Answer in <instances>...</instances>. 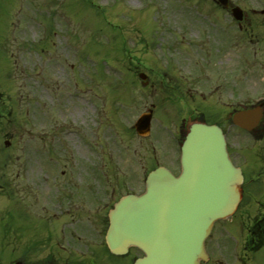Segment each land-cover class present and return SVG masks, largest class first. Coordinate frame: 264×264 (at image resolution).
Returning <instances> with one entry per match:
<instances>
[{"label": "rangeland", "instance_id": "rangeland-1", "mask_svg": "<svg viewBox=\"0 0 264 264\" xmlns=\"http://www.w3.org/2000/svg\"><path fill=\"white\" fill-rule=\"evenodd\" d=\"M231 1L256 21L254 35L240 32V52L230 30L235 18L215 0H0V106L9 118L0 117L9 212L5 220L26 229L20 234L5 231V243L27 238L33 217L37 224L54 217L42 208L50 205L45 197L58 192L56 183H96L98 195L113 198L144 191L146 174L157 164L180 172L176 149L163 152L170 146L173 126L161 110L155 113L149 136H140L134 128L147 105L139 89L131 87L137 78L130 68L151 56L136 41L144 36L195 41L191 67L211 75L216 67L240 74L244 62L234 51L252 64L255 58L264 59V0ZM223 25L231 38L230 52L220 37ZM215 46L223 54L214 62L219 52ZM131 47L137 59L133 62ZM170 50L164 51L169 57L185 58L179 48ZM177 109L180 116L204 111L213 118L221 110L196 104ZM227 109L231 113L234 108ZM225 126L238 148L240 128L230 117ZM238 218L240 213L230 222H219L212 236L221 240L225 230V242L238 243ZM136 254L141 252H132L126 264ZM121 261L112 258L114 264Z\"/></svg>", "mask_w": 264, "mask_h": 264}, {"label": "flooded vegetation", "instance_id": "flooded-vegetation-1", "mask_svg": "<svg viewBox=\"0 0 264 264\" xmlns=\"http://www.w3.org/2000/svg\"><path fill=\"white\" fill-rule=\"evenodd\" d=\"M255 22L250 19L231 21L239 35L240 32L254 35L251 28L255 27ZM159 39L161 37L142 38L141 49L151 56L143 58L141 66L133 67L132 71L140 75L138 85L146 109L161 110L168 121L176 125L175 133L169 136L170 146L164 150L167 154L172 153L175 145H180L191 121L215 122L226 131L224 123L230 117L228 107L256 112L255 117L252 115L248 120L251 128L240 125V149L235 150L233 144H229L231 157L244 175L239 210L240 243H226L225 230H221V240L211 236L212 241L206 243L208 260L201 264H264V59L255 58L252 67L240 68V74L239 70L229 74L228 70L214 67L216 73L211 75L206 70L197 71L191 67L190 55L197 49L195 41L183 44L182 37H177L180 40L177 42L165 37L163 41ZM178 48L185 58L167 55L170 49ZM165 49L168 52H164ZM214 49L218 52L219 46ZM221 54L222 50L214 54V62ZM192 104L221 110L214 113V118L204 111H191L180 116L177 108ZM1 150L0 191L4 161L3 148ZM61 186L56 183V195L45 197L50 205H44V209L54 217L44 220V224H37L33 217L29 223V236H18V242L14 243H5V231H8L7 235L10 231L20 234L26 229L20 224L11 226V222H6L3 197H0V264H114L112 258H120L121 264H126L129 255L112 253L105 241L108 209L116 199L98 195L96 183H65ZM45 187L48 191L51 189L49 183Z\"/></svg>", "mask_w": 264, "mask_h": 264}, {"label": "water", "instance_id": "water-1", "mask_svg": "<svg viewBox=\"0 0 264 264\" xmlns=\"http://www.w3.org/2000/svg\"><path fill=\"white\" fill-rule=\"evenodd\" d=\"M233 13L243 18L240 7ZM234 121L240 124V112ZM136 126L146 134L150 117L142 115ZM181 160L179 175L160 166L149 173L143 193L127 194L115 204L106 236L112 252L139 247L144 255L134 264H199L207 257L204 244L215 221L231 215L240 202L242 175L215 124L190 125Z\"/></svg>", "mask_w": 264, "mask_h": 264}]
</instances>
